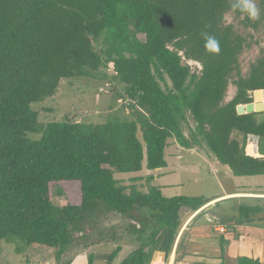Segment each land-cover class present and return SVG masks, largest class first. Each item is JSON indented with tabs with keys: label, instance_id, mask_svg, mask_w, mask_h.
I'll use <instances>...</instances> for the list:
<instances>
[{
	"label": "trees",
	"instance_id": "obj_1",
	"mask_svg": "<svg viewBox=\"0 0 264 264\" xmlns=\"http://www.w3.org/2000/svg\"><path fill=\"white\" fill-rule=\"evenodd\" d=\"M230 4L0 0V242L12 243L16 253L54 249L60 261L102 213L112 212L136 242L119 264H167L184 215L207 199L166 197L159 186L143 190L116 179L115 171L165 168V150L174 140L208 150L235 176L264 174V157L246 151L249 135L264 138L263 113L236 111L253 102L254 90L264 89V49L246 73L240 65L251 46L248 36H254L242 27L264 23V0H258L256 22L234 14ZM229 13L238 21L227 22ZM204 33L219 41V54L206 50ZM82 78L123 84L122 103L132 117L114 111L102 123L67 117L41 123L33 105L52 98L62 80ZM231 82L235 94L226 101ZM258 95L264 108V92ZM54 185L65 205L52 203ZM259 211L244 207L241 214ZM177 249L172 264L184 253L183 238ZM121 250L116 245L103 260L110 264ZM155 251L164 253L162 262L152 261ZM218 264L263 263L240 255Z\"/></svg>",
	"mask_w": 264,
	"mask_h": 264
},
{
	"label": "rangeland",
	"instance_id": "obj_2",
	"mask_svg": "<svg viewBox=\"0 0 264 264\" xmlns=\"http://www.w3.org/2000/svg\"><path fill=\"white\" fill-rule=\"evenodd\" d=\"M258 7V0H255ZM227 22H237L233 14H227ZM254 36L249 37L251 46L246 48L240 56V65L243 73L248 71L250 63L256 58L261 49H264V23H259L257 29L242 27ZM192 66L199 64L187 61ZM199 67V66H198ZM124 85L93 79H66L60 82L57 93L50 99L34 104L33 109L38 114L41 123L59 121L69 118L73 122L102 123L114 111L132 117L130 111L123 106ZM235 85L231 82L225 94V100H230L235 94ZM254 98V97H253ZM254 101V100H253ZM38 138V134H29ZM165 168L148 172L142 169L136 173L114 172L116 179L124 184L132 182L141 185L143 190L148 186H163L162 193L166 197L199 196L208 197L222 190L234 187L238 180L231 178L226 165L217 161L215 156L206 149H190L180 147L174 140L169 141L165 150ZM152 175L153 179L148 181ZM133 178H137L134 180ZM51 200L54 205L62 206L67 203L60 185L52 188ZM120 218L112 212L102 213L94 223L85 238L77 239L60 261L55 258L54 249L34 248L24 253H16L14 245L5 240L0 242V264H109L103 259L116 245H122V250L110 264H119L120 261L136 246V242L126 237L125 230L119 228ZM181 229V228H180ZM121 231V233H119ZM117 238V239H116Z\"/></svg>",
	"mask_w": 264,
	"mask_h": 264
},
{
	"label": "crops",
	"instance_id": "obj_3",
	"mask_svg": "<svg viewBox=\"0 0 264 264\" xmlns=\"http://www.w3.org/2000/svg\"><path fill=\"white\" fill-rule=\"evenodd\" d=\"M250 142L253 143L251 151ZM246 144L250 156L264 157V153L260 152L258 136L249 135ZM228 170V176L238 180L236 185L206 197L204 206L184 215L173 251L165 260L167 264H172L177 257L180 238H183L184 253L178 264H218L222 258L234 263L240 255L257 258L264 264V221L261 218L264 215V174L235 176ZM244 207L259 208L261 211L242 216L241 209ZM221 239L224 241L223 256ZM163 260V252L153 253L152 261Z\"/></svg>",
	"mask_w": 264,
	"mask_h": 264
},
{
	"label": "clouds",
	"instance_id": "obj_4",
	"mask_svg": "<svg viewBox=\"0 0 264 264\" xmlns=\"http://www.w3.org/2000/svg\"><path fill=\"white\" fill-rule=\"evenodd\" d=\"M231 11L234 14L246 16L250 21L256 22L261 18L260 9L255 0H231ZM205 48L210 53L219 54L220 43L215 36L204 33Z\"/></svg>",
	"mask_w": 264,
	"mask_h": 264
},
{
	"label": "water",
	"instance_id": "obj_5",
	"mask_svg": "<svg viewBox=\"0 0 264 264\" xmlns=\"http://www.w3.org/2000/svg\"><path fill=\"white\" fill-rule=\"evenodd\" d=\"M260 91L264 92V89H257L253 92L254 101L246 104H239L236 107L237 114L252 113V112H264V108L261 106V102L257 101L258 94ZM259 137V136H258ZM260 138V137H259ZM260 152L264 153V138H260ZM183 221H181L179 229L182 226Z\"/></svg>",
	"mask_w": 264,
	"mask_h": 264
}]
</instances>
